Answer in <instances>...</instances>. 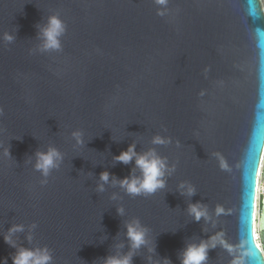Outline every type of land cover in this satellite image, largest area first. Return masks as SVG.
Here are the masks:
<instances>
[{"label":"water","instance_id":"obj_1","mask_svg":"<svg viewBox=\"0 0 264 264\" xmlns=\"http://www.w3.org/2000/svg\"><path fill=\"white\" fill-rule=\"evenodd\" d=\"M167 8L160 17L154 0H0V37H16L0 38V260L12 264L15 249L3 234L23 224L14 239L47 246L54 264H101L128 252L125 223L138 217L156 253L141 248L134 264L149 256L180 264L187 243L220 230L233 246L248 240L256 254L246 264H264L251 239L264 156L263 1L168 0ZM57 12L68 25L63 51L41 53L36 25ZM157 135L171 142L153 144ZM133 143L175 166L167 187L133 197L110 179L100 191L102 172L117 180L132 173L134 161L114 158ZM50 146L63 161L45 177L35 153ZM182 182L196 194L182 195ZM197 201L212 222L188 215ZM232 258L209 251V264Z\"/></svg>","mask_w":264,"mask_h":264},{"label":"clouds","instance_id":"obj_2","mask_svg":"<svg viewBox=\"0 0 264 264\" xmlns=\"http://www.w3.org/2000/svg\"><path fill=\"white\" fill-rule=\"evenodd\" d=\"M157 5L156 14L160 17L168 15L170 10L167 8L168 0H154ZM38 29V39L41 41L39 51L44 52H62L63 41L62 37L68 30V25L61 15L57 12L49 15L43 24L36 25ZM2 38L6 43H11L15 40L13 32L6 31L3 33ZM201 96L204 92L201 91ZM73 136L76 138L77 143L83 145V133L74 132ZM153 144H167L171 141L165 137L157 135L153 138ZM3 145H0L2 147ZM3 155L11 157L10 149L4 148ZM214 157L219 164L221 170L232 171L228 160L219 151H213L210 154ZM36 163L35 169L40 171L47 177L52 169L58 168L63 161V154L56 147L50 146L46 151H37L35 153ZM117 162L123 164H132L134 167L132 173L122 179H115L108 171L100 174L99 190H104V184L110 182L119 184L130 196H144L148 197L154 195L158 191L167 187L166 177L175 170L173 165L171 168L168 165L166 157L159 155L155 149H150L147 152L140 153L136 150V144H130L128 148L122 151L114 158ZM243 163V161H241ZM239 168L241 165H235ZM139 170L140 174L137 175L136 171ZM261 173H264V156L261 157ZM46 183V181H45ZM182 195L189 197L196 194L194 185L182 182L180 184ZM115 198V197H113ZM264 184H261L260 174L257 176L256 182V196L253 203L251 213V239L255 249L264 254ZM188 215L191 216L196 222L204 220L206 223L213 221V213L209 212L208 206L202 202L190 203L188 205ZM119 215H125V209L121 206L117 208ZM224 212V209L217 205L214 215L219 216ZM35 228V224L32 225ZM126 239L128 252L110 254L103 258L101 264H134V257L137 252L144 247H148L149 252L155 254L156 246L153 239L150 237V228L143 224L141 220L136 217L126 221ZM25 231L23 224H13L4 234L5 242L15 249V253L11 255L12 264H54V255L51 249L47 246L44 247H26L23 243H19L14 239L17 233ZM28 240H32V236H28ZM248 240L242 239L238 246H233L226 238L225 233L220 230L212 233L206 239H200L198 242L193 241L187 243L183 250L179 253L180 264H209V251L217 247L226 250L233 257L230 264H246V258L255 256V251L247 247ZM124 247V245H120ZM149 264H172L169 258L153 259V256L148 257ZM0 264H8V258L5 257L0 260Z\"/></svg>","mask_w":264,"mask_h":264},{"label":"bare ground","instance_id":"obj_3","mask_svg":"<svg viewBox=\"0 0 264 264\" xmlns=\"http://www.w3.org/2000/svg\"><path fill=\"white\" fill-rule=\"evenodd\" d=\"M263 1V5H264V0H262ZM260 180H261V184H264V173H261V171H260Z\"/></svg>","mask_w":264,"mask_h":264},{"label":"rangeland","instance_id":"obj_4","mask_svg":"<svg viewBox=\"0 0 264 264\" xmlns=\"http://www.w3.org/2000/svg\"><path fill=\"white\" fill-rule=\"evenodd\" d=\"M264 181V180H263Z\"/></svg>","mask_w":264,"mask_h":264}]
</instances>
